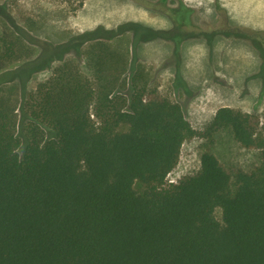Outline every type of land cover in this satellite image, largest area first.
Returning a JSON list of instances; mask_svg holds the SVG:
<instances>
[{"label":"trees","instance_id":"16d2710c","mask_svg":"<svg viewBox=\"0 0 264 264\" xmlns=\"http://www.w3.org/2000/svg\"><path fill=\"white\" fill-rule=\"evenodd\" d=\"M171 11L178 21L191 9ZM116 35L98 25L58 47L85 44L91 75L66 61L25 97L23 156L15 108L0 94V264H264V122L220 107L204 136L230 129L260 162L227 167L207 148L198 173L168 185L199 132L141 65L128 73ZM23 53L0 27V68Z\"/></svg>","mask_w":264,"mask_h":264},{"label":"rangeland","instance_id":"374dc122","mask_svg":"<svg viewBox=\"0 0 264 264\" xmlns=\"http://www.w3.org/2000/svg\"><path fill=\"white\" fill-rule=\"evenodd\" d=\"M180 2L191 11L175 21L171 8ZM98 25L117 33L113 44L127 52L128 73L141 65L150 86L180 103L199 132L183 143L168 185L198 173L207 148L227 167L249 171L260 162V150L243 147L230 129L212 138L204 134L222 106L258 116L260 127L264 122V0H85L81 6L64 0H0V27L24 50L20 59L0 68V94L15 108L21 156L29 119L22 110L25 97L66 61L91 75L85 44L58 47ZM51 137L46 128V138ZM135 188L145 189L140 182ZM215 214L222 221L220 208Z\"/></svg>","mask_w":264,"mask_h":264}]
</instances>
